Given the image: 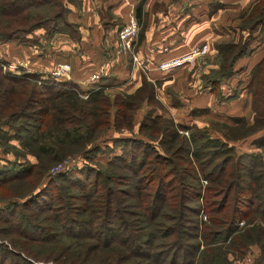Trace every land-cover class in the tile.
Masks as SVG:
<instances>
[{
  "label": "trees",
  "instance_id": "1",
  "mask_svg": "<svg viewBox=\"0 0 264 264\" xmlns=\"http://www.w3.org/2000/svg\"><path fill=\"white\" fill-rule=\"evenodd\" d=\"M257 2L250 28H264V2ZM71 24L63 0H0V41L27 40L24 33L39 27L46 37L55 32L78 36V24L72 31ZM263 62L251 70V84L262 89H252L253 115L247 125L257 126L248 133L264 128V73L258 74ZM35 78L3 71L0 65V147L15 137L16 154L36 159L12 162L13 177L47 176L52 163L76 152L90 158V145L107 128L131 127L138 93L151 82L144 78L133 92L111 98L102 78L86 97L69 79L49 78L39 89ZM233 120L235 125L246 119ZM144 127L156 131L148 137L157 139L161 151L142 138L127 137L117 144L120 151L114 149L100 165L59 171L21 201L0 206L8 215L20 210L15 220L0 214V264H236L253 245L259 247L261 264L263 136L254 137L250 150L236 152L228 142L236 138L210 136L207 128L181 135V124L148 113L138 128ZM5 176L10 175L0 179Z\"/></svg>",
  "mask_w": 264,
  "mask_h": 264
},
{
  "label": "rangeland",
  "instance_id": "2",
  "mask_svg": "<svg viewBox=\"0 0 264 264\" xmlns=\"http://www.w3.org/2000/svg\"><path fill=\"white\" fill-rule=\"evenodd\" d=\"M198 2H200V0H152L150 2L151 4L148 5V9L144 11V14L140 17L135 15L139 25L137 39H140V34L149 24L153 26L157 25L161 16L167 15L169 19L177 18L176 20H178L185 12H190L192 14V9L196 6V4H199ZM263 2L264 0H259L255 6L260 5ZM64 3L66 5L68 15L70 8L66 2ZM252 6L253 5L250 7L251 11H248L249 13L245 15L243 13L242 18L237 19L236 26L239 25L244 26L245 28H250L253 23V18L256 16L257 12V8L252 9ZM197 7L198 6H196V8ZM202 8L203 5H200L197 8V11L199 12ZM148 13H150L149 19L147 17ZM105 17L109 20L111 19L110 14L106 13ZM195 17H197V14H195ZM188 19L189 16L187 20ZM71 22L72 24L69 25V29L72 31L77 26L73 24L75 22ZM112 22H117V20L113 19ZM183 23H185V21H183ZM178 31L179 32L176 31L174 36L175 38H178V40H181L182 38L180 37L185 35V33H181L182 31L180 29ZM240 31L241 30L237 29V27L233 28L231 23L228 24L227 21H222V25L217 26V33H214L212 38L206 40L210 45V50L205 56L198 57L192 63H189L164 77L160 74L157 76H150L149 74L142 73L138 84L124 87L121 86L123 83L122 77L111 76V78L116 80L115 84L104 88V91L111 98L115 95H124L126 93L133 92L141 85L144 78L149 79L151 82H149L150 84L145 83L142 87V91L138 93L140 97L136 101H138L140 105L134 111V119L131 127L116 129L114 127L107 128L93 142V144L90 145L92 147L91 153L89 154L90 158H85V154L83 152H76L72 155H67L66 158L60 161L52 163L47 171V173L50 174L47 176H39L37 178L34 174H27L24 176L20 174L17 177H13V175H16V168L12 162L15 163L19 159V161H24L23 163L26 164L27 159L30 161H35L36 159L33 155L29 154L24 158L21 155H17L16 153L19 149L18 140L15 137H10L8 142H4V145L0 147V171H4V173H1L0 175H10L5 176V180L0 179V206L7 204L8 202L10 204L12 201H21L33 190H36L38 186L41 184L43 185L48 176L56 174L59 171H65L75 165L82 166L84 163L92 164L94 166H97L98 164L100 165V163H103L102 161H105V157L112 155L114 149L116 151H120L121 148H119L117 144L121 143L123 140V144L126 143L127 137L142 138L149 144H156L157 149L161 151L162 148L157 144V139L148 137L150 133L155 136L156 131L153 128L144 127L142 130H139L138 128L141 119L147 113L151 118L159 116L178 122L182 125L179 129L181 135L188 136L191 131H194L196 128H207L210 136H219L223 138V134H225L227 137L236 138L228 141L229 143L234 144L236 152L242 151V147H249L250 138L254 141V137L256 135L250 138L248 137L249 139H244V136H251L253 133L257 132L258 129L254 132L248 133L249 127L253 125L257 126V124H251L248 126L247 124L252 121V119H248L245 120V122L239 121L234 125L233 123L235 120H233V118L235 116H241L246 119L245 117H247L250 113V110L247 112H245V110L242 115L240 114L241 99H239L238 95L241 93L242 88L243 91H245V87L243 86L245 85L251 90L253 88L255 90H260L262 87L261 85L258 86L259 84L257 83L251 84V71L249 72L248 67L244 64L246 57L243 54L245 52L246 43L250 39L248 32L250 33L251 31L252 33L253 31L251 28L250 31ZM224 32H228L229 34H222ZM218 33H220V35H218ZM46 36V30L39 27L32 33H24V37H28L27 40L21 42L18 40L9 41L12 43L30 44L36 46L37 50L40 51L48 46L51 41V38ZM5 42L6 41H0V65L2 70L16 73H26L29 77L34 74L36 76L35 83L39 89H41L39 83L44 82V80L42 81L40 77L49 73L57 62L67 61L70 63L69 60H62V58H60V60H56L55 64L48 68L49 70H41L43 67L37 68V66H33L29 63L31 60L28 61L26 59L23 60V58L12 57L6 58V56L2 53V48ZM220 45L224 46L221 47ZM56 47H58V49H56L57 51L62 50L59 45ZM26 62V66H21V63ZM224 69L225 71L223 72ZM262 73H264V66L262 70L258 71V74ZM89 76L82 79L84 83L83 85L90 88L93 81L89 79ZM38 79L42 82H39ZM248 79H250V81H248ZM33 81L34 80H29V82ZM89 91H91V88ZM144 121L148 124H153L150 120L146 119ZM160 123H162V121H160ZM225 123H228V125ZM243 132H247L248 134L246 133L243 135ZM9 133H12V131ZM261 136H263V138H261L263 142L262 150H264V135ZM258 137L260 136H257V138ZM251 146L254 147V144ZM128 150H130V147L127 148V151ZM140 151L141 150L139 149L138 152ZM57 183H61V180ZM201 183L206 184L204 179H201ZM19 211L20 210L16 208V211L13 214L8 215L5 210H2L0 214L7 215L11 219L15 220ZM240 220H243V223H238V225L242 226L244 224V219ZM258 255L259 247L257 245H253L251 246V249L245 253V255L236 259V264L259 263L257 262Z\"/></svg>",
  "mask_w": 264,
  "mask_h": 264
},
{
  "label": "crops",
  "instance_id": "3",
  "mask_svg": "<svg viewBox=\"0 0 264 264\" xmlns=\"http://www.w3.org/2000/svg\"><path fill=\"white\" fill-rule=\"evenodd\" d=\"M63 1L70 8L68 19L78 24L80 30L78 36L55 32L50 37L49 45L40 51L37 50L36 46L12 43L8 40L3 45L2 53L6 58L31 60L32 63H29L37 66V68L43 67L41 70H49L48 68L60 58L62 60L67 59L71 63V78L69 80L82 85L84 84V77H88L99 65L105 63L107 72L100 77L105 88L115 84L116 80L111 76L122 77L123 83L121 86H134L140 81L142 73L150 76L160 74L164 77L186 66L162 70L158 67V64L165 59L187 52L192 45L208 43L206 40L217 33V26L222 25V21H227L228 24L231 23V26L233 28L237 27L241 30L240 32L250 31L249 27L236 26V22L238 18H242L243 13L244 15L248 13L251 5L256 0H200L199 4H196L198 7L203 5L199 12L197 11L198 7L195 6L192 9V14L185 12L178 20H176L177 18L169 19L167 15L161 16L157 25L149 24L140 35V39L136 40L134 50L139 60L136 62L129 55L117 52V30L128 20L130 13H134L137 17L144 14L152 0ZM137 12L140 13V16ZM106 13L110 14V20L105 17ZM195 14H197V17H195ZM188 16L189 19L187 20ZM147 17L150 18V13ZM113 19H116L117 22H112ZM179 29L182 31L181 33H185L180 37L181 40L174 36L176 31L179 32ZM251 30L252 33L251 31L248 32L250 36L248 51L243 54L246 57L244 64L248 67L249 72L255 64L264 58V28L253 26ZM222 34L228 35L229 33L224 32ZM58 45L62 49L61 51L56 50ZM243 87H245V91L242 88L241 93L238 95L241 99L240 114L242 115L245 110V112L250 110L249 117H245L248 120L252 119L253 115V94L250 88L245 85ZM259 135H264V128L257 130L251 136L244 137V139ZM250 140V146L242 147L241 150L253 148L251 146L252 138ZM261 264H264V260Z\"/></svg>",
  "mask_w": 264,
  "mask_h": 264
},
{
  "label": "built area",
  "instance_id": "4",
  "mask_svg": "<svg viewBox=\"0 0 264 264\" xmlns=\"http://www.w3.org/2000/svg\"><path fill=\"white\" fill-rule=\"evenodd\" d=\"M138 20L135 18V15L131 13L129 15L128 20L123 23L117 33V52L129 55L133 61H139L134 50V45L136 43L138 37ZM208 44L204 43H197L192 45L191 48L177 56L170 57L159 62L158 67L162 70H168L173 67L187 65L195 61L198 57L205 56L208 53ZM24 62V61H23ZM26 63H21V66H26ZM106 64L102 63L99 67L93 71L89 79L92 81H98L102 75L106 73ZM71 77V65L67 61H59L57 62L53 68L47 73L43 75L41 80H46L47 78H52L55 80H62V79H69ZM38 79L39 82H42ZM77 86H73L72 88L77 91V93L82 96L86 97L89 93V87L83 86L82 84L77 83ZM206 182V179H204ZM203 218H206V214H201ZM243 220H239V224H242Z\"/></svg>",
  "mask_w": 264,
  "mask_h": 264
}]
</instances>
